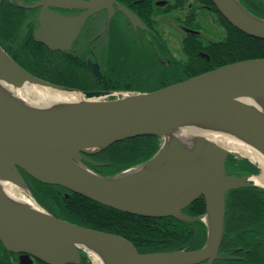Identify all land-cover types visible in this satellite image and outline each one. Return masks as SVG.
<instances>
[{"label": "water", "instance_id": "obj_1", "mask_svg": "<svg viewBox=\"0 0 264 264\" xmlns=\"http://www.w3.org/2000/svg\"><path fill=\"white\" fill-rule=\"evenodd\" d=\"M17 1L22 7L41 6L39 27L34 30L33 38L51 50L68 49L88 16L107 9L110 17L116 3L115 0H37L31 6ZM211 2L230 25L264 39V19L250 13L239 0ZM116 4L133 26L147 28L128 8ZM55 8L82 11L65 15ZM91 65L99 74L98 65ZM0 82L15 89L31 85L49 93L66 90L83 94L77 101H48L39 94L35 100L39 103L30 101L25 107L0 96V183L26 186L21 168L42 183L59 185L124 212L182 220L203 218L208 228L206 242L196 250L139 253L121 235L62 220L42 207L43 211L35 213L16 207L0 189V242L8 251L29 254L46 264L78 261L80 249L93 257L90 248L102 251L108 264H211L215 258L228 257L218 254L226 193L258 186L250 175L237 176L225 169L231 149L200 135L191 152L185 150L181 157L155 170L151 181H134L133 187L121 181L138 168L149 165L162 146L146 162L112 176L98 174L85 165L83 159L91 161L83 153L93 154L137 136L158 135L165 141V132L180 121L196 116L217 119L264 152V107L254 110L240 101L264 97V58L227 63L153 91L100 99L111 91L79 90L39 78L0 46ZM201 196L205 200L204 215L190 217L182 213ZM93 260L96 261L94 257Z\"/></svg>", "mask_w": 264, "mask_h": 264}, {"label": "trees", "instance_id": "obj_2", "mask_svg": "<svg viewBox=\"0 0 264 264\" xmlns=\"http://www.w3.org/2000/svg\"><path fill=\"white\" fill-rule=\"evenodd\" d=\"M148 1L149 5L139 8L140 15L145 9H155L152 1ZM210 1L199 0L200 3ZM239 2L250 13L264 19V0ZM219 23L225 26L222 38L211 40L203 35L200 26H193L194 31L182 38L177 52L163 37L148 40L125 33L113 37L111 24L110 37L101 55H93L95 49L89 46L74 54L52 51L36 42L32 37L34 11L10 0H0V46L30 73L80 90L148 92L227 63L264 58V39L241 32L222 17ZM145 24L155 25L154 22ZM89 38L86 36L85 40ZM90 59L100 62V76L93 72ZM160 144L158 135L128 138L88 154L91 162L84 160V163L98 174L112 176L146 162L158 151ZM225 168L237 175L260 172L256 164L233 153L227 156ZM25 175L32 196L52 215L80 226L121 235L130 240L139 253L196 250L206 242L208 228L202 219L135 215ZM204 212L205 203L199 197L187 206L184 214L196 217ZM235 248L237 255L246 254L249 264H264L263 187L246 186L226 193L220 254H230ZM245 249H248L246 253ZM81 262L91 264L86 257Z\"/></svg>", "mask_w": 264, "mask_h": 264}, {"label": "flooded vegetation", "instance_id": "obj_3", "mask_svg": "<svg viewBox=\"0 0 264 264\" xmlns=\"http://www.w3.org/2000/svg\"><path fill=\"white\" fill-rule=\"evenodd\" d=\"M10 1L18 4V2L15 0H10ZM151 1L155 9L154 10L145 9L146 11L140 15L139 8H144L146 5H149L150 2L148 0H115L116 3L121 4L122 6L128 8L141 21H144V24L154 22L155 24L154 26L151 27L145 24L147 27L146 29H142L138 26H133L130 21V18L127 15H125L122 11L118 10L117 4L114 3L113 4L114 13L112 14V16L110 17L108 16L107 9H100L95 13H93L92 15L88 16L84 24L82 25L77 37L70 44V47L66 50H57V51L77 54L85 46H89L95 49L93 55L97 54L99 56L102 54V51L104 50V46L108 43L110 37L109 35H110L111 24H113L111 31L113 33V37L122 36L125 33V35H129L130 37L141 38V36H144L148 40H152L151 38L158 40L159 37L165 38L164 37L165 32L162 29L163 18H169L170 20L172 19L171 20L172 22H179L180 27L186 28V30L184 31V36H185L186 34H189L192 31H194L193 26H198V23L201 18L200 16H206L207 13H210V15H214V18L216 17V15L218 18L221 17V15L219 14V12L214 7L211 1L208 3H200L199 0H151ZM36 2L37 0L23 1L25 5H31V6H33ZM23 8L31 9L34 11V27L32 30V37H33L34 30H36L39 27L38 15L41 6L23 7ZM55 9L58 12L65 15L78 14L82 11V9L79 10L58 9V8ZM218 25L219 27L225 29L224 28L225 26L222 23H219ZM86 36L90 38L88 40H85ZM42 45L45 46L44 44ZM89 62L96 63L99 69H101V64L97 59L95 60L90 59ZM100 74L101 73L97 75L100 76ZM19 170L28 187L29 182L27 181V176L25 175L27 173L21 169ZM186 208L187 207H185L182 210L183 214L185 213ZM202 214H199L198 216H201ZM219 249H220V245H219ZM219 249H218V254H220ZM236 251L237 248L230 250V254L229 253L226 254L228 256L227 258H215L211 264H229V262H235V261H239L238 264H249L247 262L246 254H242V256H239L237 255ZM244 251L246 253L248 249H245ZM79 255H80V259L78 261H72L69 264H79L81 260L84 259V257L90 259L91 264H96L95 262H93L91 256L87 254L85 251L80 249ZM30 259L35 262L34 264H46L29 254L8 251L0 242V264H28ZM201 264H207V262H202Z\"/></svg>", "mask_w": 264, "mask_h": 264}, {"label": "bare ground", "instance_id": "obj_4", "mask_svg": "<svg viewBox=\"0 0 264 264\" xmlns=\"http://www.w3.org/2000/svg\"><path fill=\"white\" fill-rule=\"evenodd\" d=\"M236 3V0H233ZM98 91H114V90H98ZM42 96L44 99L49 100H68L77 101L83 95L78 91H51L44 92L39 89H34L31 85H26L22 88L15 89L14 87L0 82V96L11 103H15L25 107L35 101L37 96ZM97 100L96 98H93ZM244 105L256 110H263L264 97L253 98L247 97L240 100ZM202 135L205 140H212L228 149L239 152L240 155L246 156L249 160L258 162L260 173L254 175L252 179L258 185L264 186V152L250 141L246 136L238 131L230 128L217 119L207 116H196L185 119L173 126L169 131L165 132V144L158 155L147 166L138 168V171L133 175L121 181L123 184L133 187L134 181L142 182L144 180L151 181V174L160 169L163 164L168 163L173 158L181 157L185 150H193L197 144V137ZM205 142V141H204ZM199 147V146H198ZM197 147V148H198ZM202 148H200L201 150ZM196 160H201L200 157H195ZM154 175V174H153ZM149 187V186H146ZM151 188V187H150ZM0 189L7 201L31 213L41 212L43 209L37 204L30 194L27 185L16 186L7 182L0 183ZM28 192L31 197L22 193ZM94 252V259L99 263L108 264L105 254L98 249L90 248ZM109 254V253H108Z\"/></svg>", "mask_w": 264, "mask_h": 264}, {"label": "rangeland", "instance_id": "obj_5", "mask_svg": "<svg viewBox=\"0 0 264 264\" xmlns=\"http://www.w3.org/2000/svg\"><path fill=\"white\" fill-rule=\"evenodd\" d=\"M200 17L201 18H200V21L198 23V26H200L201 32L204 33L203 35H205V37H207L211 40H215V39H220L224 36V29L219 27V25H218L219 24V18L217 17V15L214 18V15H210V13H207L206 16H200ZM171 20L169 18H163L162 19V29L165 32L164 37L167 40L169 46L174 48L173 49L174 52L175 51L177 52L180 48V41H181V38L184 37V31L186 30V28L180 27L179 22H172ZM164 143H165L164 138L161 137L160 147L161 146L163 147ZM134 167H131L128 169H132ZM128 169H126V170H128ZM235 175H237V174H235ZM242 175H247V174H242ZM242 175H237V176H242ZM22 193L28 195L27 197H29V196L31 197V195L28 194V192L27 193L22 192ZM34 263L35 262L30 259L28 264H34Z\"/></svg>", "mask_w": 264, "mask_h": 264}]
</instances>
